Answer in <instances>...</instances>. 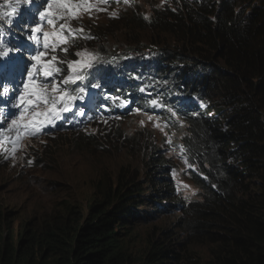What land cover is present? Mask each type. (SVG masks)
<instances>
[{"label": "trees", "instance_id": "16d2710c", "mask_svg": "<svg viewBox=\"0 0 264 264\" xmlns=\"http://www.w3.org/2000/svg\"><path fill=\"white\" fill-rule=\"evenodd\" d=\"M112 3L121 16L103 12L104 21L83 24L80 15L82 31L65 30L66 42L45 50L44 60L55 56L64 70L65 56L84 41L99 62L84 69L81 84L67 82L66 91L73 96L85 83L82 96L103 106L163 101L153 82L181 94L172 106L186 122L182 141L199 199L176 196L173 165L161 148L129 144L126 135L99 145L93 132L73 131L79 153L106 163L123 145L147 157L115 173L102 170L86 209L57 182V201L50 208L41 203L17 242L15 217L0 206V264H264V0ZM60 24L47 32L60 31ZM199 102L212 112L196 113ZM165 219L171 222L158 225Z\"/></svg>", "mask_w": 264, "mask_h": 264}, {"label": "rangeland", "instance_id": "374dc122", "mask_svg": "<svg viewBox=\"0 0 264 264\" xmlns=\"http://www.w3.org/2000/svg\"><path fill=\"white\" fill-rule=\"evenodd\" d=\"M74 2H79V0H74ZM87 3L93 5L91 10H85L81 7L70 17L68 16L67 11H64L63 14L66 17L64 20H69L71 29L77 28V22L80 15L82 18L80 23L83 24L88 21H104L103 18L105 16L101 5L95 0H87ZM110 4L113 7H111V10H115L116 12L113 3L110 2ZM52 42L56 41L53 39ZM81 45L83 46L72 49L63 60L66 63V68L64 69L66 76L64 77L63 83L59 86L62 91L67 90L68 83H65V81L67 80V77L72 74L67 68L68 62L76 60L94 61L93 66L99 62V58L92 60V58L89 57L90 53L85 47L86 44L84 41H82ZM8 48L10 49V47ZM77 52H86L88 55L77 56ZM22 56L25 57L27 55L23 54ZM62 57H64V54ZM80 74L83 75L84 78L86 77V75H84V69L81 70ZM57 82V80L49 81L50 84ZM81 83L82 80H79L73 84ZM85 85L86 84L83 83L82 87ZM94 85L92 87L96 88ZM153 86L154 88L163 91L162 98H165L164 101H156L157 103L155 105L152 102L148 104L146 103V108L138 107L136 109L133 107L125 109L123 105L124 103L116 104L114 109L109 112L100 111L97 102L92 99L90 102L92 105L91 108L96 112H89L85 116V112L81 110V112H83L82 119L84 121L88 120L89 127L98 132L94 131L93 140L95 143H99V145L108 144V142L116 143V141L120 139V135H126L129 144H131V140L134 139L132 142L141 146L143 144L146 149H155V153L161 148V152L168 157L169 162L173 165L172 177L175 181L176 194L179 195L183 201L188 202L199 198V190L190 179L192 167L188 163L182 141V138L186 133V122L176 113L175 110L171 109V107H173V102L170 101V96L174 95V92L171 90L172 87L155 82H153ZM75 88H77V86H75ZM81 88H77L76 90H80ZM179 97L180 96L174 97V100L179 101ZM87 98L88 94L84 95L80 104H86ZM22 107L25 109L24 105H22ZM57 107L61 108L63 107V104H58ZM94 107L98 108L94 109ZM42 108L43 105H41V109ZM33 111H35V109L28 108L26 115L30 116ZM195 111L196 113L201 114L208 111L212 112V110L207 109L203 102L197 104ZM9 114L10 112L7 111L6 116ZM65 114L66 113H62L61 118L56 119L52 125H48L43 129L46 136L52 138L44 137L35 142L37 144L44 143L45 146L43 147L44 154L42 153V159H45V162L51 166L52 171L49 170V172L45 173L41 170H35L38 172L33 174L35 180L30 175L21 177L13 170H9V168L5 170L3 169L2 172H0V206L4 211L10 212V217H15V242L18 240L17 232L19 228H23L24 222H31L34 219L42 202L43 206L48 208H50L49 205L55 204L58 196L61 195V193L57 192L59 187L56 190L53 187L57 182L63 184L66 188H69L79 200L80 205L86 209L93 193L92 182L99 176L102 170L107 169L112 173H115L121 166L130 164L136 160L135 157H143L138 161L140 164L147 157V153L145 154L146 151L130 148V146L127 147L126 145H123L121 150L117 151L118 154L116 157L114 155L116 153L112 152V149H114L112 147L111 155L114 157V160L111 163H106V161L103 160V157L100 156L96 157L87 153H79L75 146V143L77 142H74L72 139L71 134L73 133V130L66 127L63 123L66 120ZM4 119H6V117H4ZM119 122L121 126L117 131L113 128V125ZM9 124L10 121L6 119V122H3V117L0 118V128H6ZM142 133H145L146 137H142V135H140ZM77 141L82 140L79 139ZM22 145L23 143H21V146ZM1 161L9 162L10 159H6L5 156H2ZM136 164L137 162H133L131 165L136 166ZM12 165L17 172L21 170L24 172L27 170L26 166L19 162V157H15ZM37 180H42L43 182L41 183ZM4 181L6 182L3 184ZM185 185H187V187H185ZM148 187L150 188L149 191H155V188L151 187L150 184ZM55 192L57 193L53 196ZM173 219L178 220V217ZM168 222L171 221L165 219L159 220L157 223H159L158 225H162ZM203 254L208 256L206 251H203Z\"/></svg>", "mask_w": 264, "mask_h": 264}, {"label": "clouds", "instance_id": "9594fccd", "mask_svg": "<svg viewBox=\"0 0 264 264\" xmlns=\"http://www.w3.org/2000/svg\"><path fill=\"white\" fill-rule=\"evenodd\" d=\"M36 1H38V0H31L30 3H24L23 6H20L17 8V7H15V4H14L15 1L11 0L16 11L13 15H10V16L5 15V13L12 12V7L9 6V0H1L0 1V5L3 6L1 24H0V42L1 41H4L5 43L6 42H14V41L20 42L23 39H27L28 36L31 35V28L36 26L37 24H40V26L42 28V31L40 33H38L37 35H39L40 38L43 36V32L48 30L49 24L47 23V16L45 17L44 20L40 19V15H39L40 12L39 11H44L47 8V7H44L45 5H47V3L43 4L41 1H39L40 4H35ZM110 2H113V0H100L99 1V4L101 5V7L104 8L105 16H109L111 18H116V15L121 16L122 10L119 9L116 12H115V10H111L112 6L110 5ZM121 2L123 3V6H126V4L123 2V0H121ZM113 6H114V8H117V6L114 3H113ZM53 11H55V9H53ZM113 13H115V15H113ZM9 21H11V23H9ZM59 21L61 23L65 22L64 19L63 20L59 19ZM23 22L26 24H24V25L21 24ZM78 26L79 25L77 23V28H78ZM54 30H56V29H54ZM54 30H52L51 32H53ZM7 49L10 50L9 48H7ZM32 50H34L33 45H31V44L26 45V46L23 45L22 49L17 52V54H18L17 58L13 57V61L10 63V65H8V67H6L4 64L0 63V75H1L0 76V94H1V97H0V118L6 117V119L8 121H10V123L13 119H17L20 116V108L22 105L19 108L13 107L14 101H17V99L19 97L18 92H16L15 90H16L18 84H19V86H21L22 83H24L27 80V71L31 68L30 67L31 60H30L29 52ZM23 54L27 55V56H25V58L26 57L28 58L27 60L26 59L21 60V57ZM28 55H29V57H28ZM56 67H58V65ZM10 69L14 72V74H15L14 76L9 75ZM1 71H4V72H1ZM65 76H66L65 70L61 69V72L59 74L55 75L54 78L49 77L47 79H48V81H55V80L58 81V78H60L63 81ZM23 77H25V78H23ZM13 81H15V82L13 83ZM16 81H18L19 83ZM47 83H49V82H47ZM56 84L59 85V81ZM6 85H7V87H6ZM49 85H51V84L49 83ZM5 88H7L9 90L7 96L3 95V91ZM73 96H82V93L80 91H78L76 93L74 92ZM80 103H81V99H77L75 101H72L69 104V108H71L72 110L70 112H67L68 115H67V113L65 114L67 116H66V120L63 123L66 127L72 129L73 131H80V132L86 133L87 135H91L92 132L94 133V131L95 132H97V131L93 130L89 127L88 120L84 121L82 119V115H77L81 106L86 107V108H84L85 116H86V114H88L89 112L92 111L91 107L88 106L87 104L81 105ZM112 105L113 104H111V105L107 104L105 107H109ZM96 108H98V107H96ZM8 109H10L11 112L8 116H6ZM101 109L103 111V108H99L100 111H101ZM65 122L68 124H66ZM20 134H21L22 138L15 145L18 149L17 152L15 153V157L16 158L19 157V162L22 165H25L27 170L24 172H22V170L17 172L16 169L14 168V166L12 165L15 158L13 159L11 156H9V159H10L9 162L1 161L2 156L8 155V153L5 152L4 149H7L10 152L11 148L13 147L12 141L15 140L16 136H17V128L15 126H13L11 129H9V127L0 128V164L5 169L9 168V170H13L17 175H20L21 177H24L26 175H30L33 177L34 173H38L35 170H41V171H44L45 173L49 172V170L52 171L51 166L45 162V159H42V156L44 154V152H43V149H44L43 147L45 146L44 143H42V144L35 143L36 140H38V139H41L44 137L45 138H52V137L46 136V134L44 133V130L39 135L34 136V137L27 135L25 130H23V129L20 130ZM52 141H54V140H52ZM21 143H23L22 146H21ZM29 160L32 161L31 164L28 163ZM171 178L173 180V184L171 186H172L174 192L176 193V186H175V181L172 177V172H171ZM190 179H191V175H190ZM34 180H35V178H34ZM38 182L42 183L43 181L39 180ZM198 190H199V188H198ZM176 196L181 198L177 194H176ZM196 199H199V198H196ZM181 200H182V198H181ZM193 200H195V199H193ZM190 201H192V200H190ZM190 201H188V202H190ZM188 202H185V203H188Z\"/></svg>", "mask_w": 264, "mask_h": 264}, {"label": "snow or ice", "instance_id": "6c2138e0", "mask_svg": "<svg viewBox=\"0 0 264 264\" xmlns=\"http://www.w3.org/2000/svg\"><path fill=\"white\" fill-rule=\"evenodd\" d=\"M21 0H16V3H20ZM31 0H23V3H30ZM123 2L127 5L130 3V0H123ZM163 2V0H162ZM47 8L44 11L40 12V19L44 20L47 16V23L49 25H54L57 19L63 20L66 19L64 16V11L66 10L68 16L74 15L78 9L83 7L85 10H91L93 5L87 3V0H79V2H74V0H47ZM9 6L12 7V12L5 13V15H13L16 11L14 5L11 0H9ZM55 9V11H53ZM175 10V9H173ZM115 15V13H113ZM147 19V17H145ZM11 23V21H9ZM59 32H43V47L45 50H48L50 47L53 51H55L57 44L55 42L50 44V38H54V41L65 43L66 37L62 35L65 30L70 32L82 31L71 29L70 25H66L61 23L59 25ZM42 31L40 24L31 28V35L28 36V39L35 42L37 45L41 43V38L38 33ZM86 38H91L86 37ZM67 52V48L63 49ZM8 49L4 51H0V57H6L9 54ZM46 55L45 51H37L35 55H32L30 59L33 61L31 64V68L27 71V80L23 84V90L20 91L17 102L13 105V107L19 108L21 105L25 106V109L20 112V116L17 119H13L9 124V129L13 126L17 128V136L16 139L12 141L13 147L10 152L7 149H4L8 155L5 158H9L11 156L13 159L15 158V153L17 152V147L15 146L21 140L20 130H25L27 135L37 136L39 135L43 129L52 125L56 119L61 118L62 113L70 112L72 109L68 107L72 101L77 99H83V96H72L67 91H62L59 88V85L56 83H52L51 86L47 82H39L40 76L46 81L49 77H55V75L61 72L59 67H55L57 61L56 57H51L50 60H44ZM77 56L88 55V53L77 52ZM94 61H82L76 60L72 62H68L67 68L71 71V75L67 77L65 83L71 81L75 83L76 81L83 80L84 76L80 74L82 69H88L93 67ZM94 87H98V85H94ZM8 89L5 88L3 91V95H8ZM84 89L81 88L80 92L83 93ZM155 105L157 102L155 100L152 101ZM58 104H63V107L58 108ZM41 105L43 108L41 109ZM33 108L35 111L31 112L30 116L26 115L27 109ZM77 115H83V112H78ZM29 164L32 163L31 160L28 161ZM187 187V185H185Z\"/></svg>", "mask_w": 264, "mask_h": 264}, {"label": "bare ground", "instance_id": "6f19581e", "mask_svg": "<svg viewBox=\"0 0 264 264\" xmlns=\"http://www.w3.org/2000/svg\"><path fill=\"white\" fill-rule=\"evenodd\" d=\"M39 12H41V11H39ZM22 24L24 25V24H26V23H22ZM8 47H9V46H8ZM28 57H29V55H28ZM24 59L27 60L28 58H27V57L25 58V57L22 56V57H21V60H24ZM9 75H10V76H14V75H15L14 72H13L11 69H10V71H9ZM23 78H25V77H23ZM18 83H19V82H18ZM20 83H21V82H20ZM22 90H23V88H22L21 86H19V84H18V86H17V88H16L15 91H16V92H20V91H22ZM178 96H181V94L178 93L177 95L174 94V95L170 96V101L175 102L174 97H178ZM164 100H165V98L163 99V101H164ZM177 101H178V100H177ZM179 101H180V100H179ZM16 102H17V101H14V104H15ZM14 109H15V108H14ZM171 109H172V110H175V107L173 106V107H171ZM8 111L11 112L10 109H8ZM3 122H6V119L3 118Z\"/></svg>", "mask_w": 264, "mask_h": 264}]
</instances>
